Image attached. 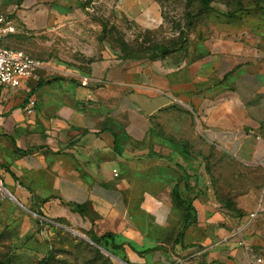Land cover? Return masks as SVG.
<instances>
[{
  "label": "crops",
  "instance_id": "crops-1",
  "mask_svg": "<svg viewBox=\"0 0 264 264\" xmlns=\"http://www.w3.org/2000/svg\"><path fill=\"white\" fill-rule=\"evenodd\" d=\"M120 2L132 16L142 11L147 19L157 18L155 0ZM31 3L23 0L7 10L0 0V9L15 21V33L51 29L42 20L55 18V8ZM248 30L233 21L217 24L198 51L180 60L106 55L78 80L34 91L32 78L19 88L0 87L4 187L24 202L39 203L47 219L143 244V224L131 202L140 204L146 224L163 230L181 225L184 210L173 188L187 173L189 186L181 181L179 191L194 205L198 223L184 238L205 227L210 260L254 264L264 248V49ZM10 36L4 45L20 48L7 43ZM30 94L37 98L33 114L26 112ZM175 110L188 116L186 124L177 123L179 131L193 143L194 157L208 151L210 170L199 163L182 172L168 164L153 166L154 124ZM229 199L242 215L227 208Z\"/></svg>",
  "mask_w": 264,
  "mask_h": 264
},
{
  "label": "rangeland",
  "instance_id": "rangeland-1",
  "mask_svg": "<svg viewBox=\"0 0 264 264\" xmlns=\"http://www.w3.org/2000/svg\"><path fill=\"white\" fill-rule=\"evenodd\" d=\"M155 1L157 18L150 20L142 11L132 16L120 0H31V6L44 4L56 12L50 21L42 20L51 28L43 34L30 30L7 40L46 63L31 77L29 90L37 89L38 83L44 87L81 79L92 61L106 55L145 61L184 59L192 50L198 51L217 24L230 21L249 26L250 40L264 49V0H212L208 7L201 0ZM22 2L4 0L7 10L20 7ZM187 117L175 110L155 122V150L152 147L150 152L153 166L168 164L182 172L184 166L199 163L210 170L208 151L203 157H194L193 143L183 139L179 131L177 123L186 124ZM183 151L189 156H183ZM137 185L139 199L143 189ZM12 193L23 206L0 189V264H219L208 257L207 228L203 227L200 234L195 230L190 239L177 243L181 225L163 230L151 222L146 224L139 203L131 202L130 210L137 211V221L143 224V244L120 234L105 236L106 232L95 228L47 219L39 203L24 202ZM227 208L234 215H242L232 200ZM197 223L195 220L191 225ZM198 250L201 253L195 254Z\"/></svg>",
  "mask_w": 264,
  "mask_h": 264
},
{
  "label": "built area",
  "instance_id": "built-area-1",
  "mask_svg": "<svg viewBox=\"0 0 264 264\" xmlns=\"http://www.w3.org/2000/svg\"><path fill=\"white\" fill-rule=\"evenodd\" d=\"M16 32L14 19L0 9V87L19 88L38 71L46 67L43 59L36 58L20 48L4 45L5 39ZM37 107V98L30 94L27 98L26 112L33 114ZM118 175V170L114 169ZM0 189L6 190L0 174ZM254 264H264V248L254 255Z\"/></svg>",
  "mask_w": 264,
  "mask_h": 264
},
{
  "label": "trees",
  "instance_id": "trees-1",
  "mask_svg": "<svg viewBox=\"0 0 264 264\" xmlns=\"http://www.w3.org/2000/svg\"><path fill=\"white\" fill-rule=\"evenodd\" d=\"M211 1L212 0H201V3L204 7H208ZM38 85L41 86L42 84L38 83ZM174 142L176 145H178L177 141L174 140ZM183 144L185 145V143H182V145ZM10 173L12 174V176L14 178H16L14 173H12V172H10ZM187 178H188L187 173L182 174L181 177L179 178L178 182L175 184V186L173 188V195H174V200L176 202V205L179 207H182L184 210L183 221H182L181 227H180L179 231L177 232L176 238H175V241L177 243H179V241L182 238H184L187 228L196 220V215H195L196 209H195L194 205L188 199L182 198L180 191H179V183L181 181H185V188L186 189L188 188L189 185L187 182ZM77 208L80 210L84 209V207H81L79 205L77 206ZM104 235L105 236L106 235L107 236H113V233L108 231Z\"/></svg>",
  "mask_w": 264,
  "mask_h": 264
},
{
  "label": "water",
  "instance_id": "water-1",
  "mask_svg": "<svg viewBox=\"0 0 264 264\" xmlns=\"http://www.w3.org/2000/svg\"><path fill=\"white\" fill-rule=\"evenodd\" d=\"M6 193L10 196V197H12L17 203H19L20 205H22V203H20L19 201H18V199L12 194V193H10L8 190H6ZM23 206V205H22Z\"/></svg>",
  "mask_w": 264,
  "mask_h": 264
},
{
  "label": "bare ground",
  "instance_id": "bare-ground-1",
  "mask_svg": "<svg viewBox=\"0 0 264 264\" xmlns=\"http://www.w3.org/2000/svg\"><path fill=\"white\" fill-rule=\"evenodd\" d=\"M6 190H7V189H6ZM6 190H5V191H6Z\"/></svg>",
  "mask_w": 264,
  "mask_h": 264
}]
</instances>
